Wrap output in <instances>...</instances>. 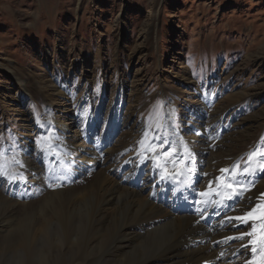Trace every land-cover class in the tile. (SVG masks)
<instances>
[{
    "label": "rangeland",
    "instance_id": "1",
    "mask_svg": "<svg viewBox=\"0 0 264 264\" xmlns=\"http://www.w3.org/2000/svg\"><path fill=\"white\" fill-rule=\"evenodd\" d=\"M41 83L56 84L59 94L40 92ZM119 99L127 121L121 120L124 129L110 139L119 147L131 134L132 155L141 151V140L155 145L156 138L161 145L166 135L165 143H171L164 128L168 109L181 129L187 114L209 100L192 119L195 126L181 133L200 139L204 125L215 129L213 119L227 118L219 136L211 129L198 140L195 156L205 162L201 171L208 172L196 185L216 199L231 193L226 184L234 165H240L239 172L264 165V0H0V162H8L7 169L0 165L1 185L14 184L11 172L20 165L13 148L26 135L32 134L29 140L37 145L34 153L48 147L38 130L48 122L49 100L58 113L75 118L71 125L81 135L95 112L96 131H104ZM185 145L176 148L185 154ZM135 162L130 160L131 167ZM227 163L229 171L222 173ZM260 172L261 186L249 185L248 197L241 199L247 207L264 208L257 199L264 171L244 178L253 180ZM138 191L151 196L149 187ZM78 251L47 255L55 264H77L68 259ZM7 254L2 251V260ZM26 258L38 264L36 255L23 253L22 262Z\"/></svg>",
    "mask_w": 264,
    "mask_h": 264
},
{
    "label": "bare ground",
    "instance_id": "2",
    "mask_svg": "<svg viewBox=\"0 0 264 264\" xmlns=\"http://www.w3.org/2000/svg\"><path fill=\"white\" fill-rule=\"evenodd\" d=\"M37 84L40 83L35 85ZM41 84L37 86L40 92L47 94L50 90V93L59 94L56 84ZM120 93H123L121 87ZM120 99L111 109L109 124L104 131H96L99 113L95 112L88 117L90 128L80 131L81 135L75 133L73 124L71 125L75 118L68 113H58L59 109H56L55 104L44 100L47 102L45 119L48 122L41 126L38 133L48 139V147L40 154L37 151L39 155L36 156L37 152L34 153L32 146L35 143L29 140L32 134L26 135L13 148L14 160L20 165L18 171L11 172L12 177H16L12 180L14 184H0V264H33L30 258L25 259L27 262H22V254L26 252L36 255L38 264H55L47 252L57 251L60 255L64 252L75 253L76 250H79V255L73 254L68 262L264 264V238L261 236L264 219L254 221L256 232L251 237L246 235L243 240L228 239L252 231L250 225L253 222L246 226L232 219L242 217L256 207H247L243 204L245 200L242 203L241 199L248 197L247 190L240 193L238 200H228L227 197L232 192L218 199L212 195L201 198L199 190L205 187L200 188L196 182L189 188L194 179H204V175H207L208 168L201 171L203 167L200 164L205 166L204 160H199L195 154L200 149L198 140L201 141L207 131L210 132L213 128L204 125L200 139L185 137L181 132L195 126L192 119L201 114L209 100H203L201 107H195L187 114L188 120L183 122L185 126L181 129L173 123L172 112L166 108L164 128L171 143H164L163 149L170 151L175 148L174 158L183 159V164H177L176 169H183L185 172L191 169L187 178L181 175L171 180L162 179L164 169L156 167V162L148 151L141 148L135 155L130 153L128 139L131 134L126 135L128 139H125L124 145H113L111 135L124 129L121 120L127 121L124 104ZM213 120L211 122L216 126L213 130L219 136L218 132L225 126L223 121L228 120L224 116ZM153 140V147L158 148V139ZM181 143L186 144L191 151L190 159L177 150L176 147ZM35 146L37 148L36 144ZM2 155L3 151L0 150V156ZM132 159L136 161L134 167L130 165ZM229 164L221 169H229ZM0 165L7 169L8 162L1 161ZM166 168L169 173L175 174L176 169L171 162L166 164ZM21 173L24 182H20ZM262 176L263 174L253 181L243 175L239 178L242 185L256 183L259 187ZM43 177L46 182L42 180ZM2 178L0 177V182ZM189 178L191 180L188 186H184ZM83 179H87V183L79 187L78 182ZM3 180L5 181L4 178ZM229 182L234 183L232 175L229 176ZM57 183L61 186L49 187V184ZM148 187L151 189V196L147 198L138 190ZM262 193L264 189L258 193V202L264 201ZM236 208L238 210L234 213ZM245 241L247 247L241 248ZM3 250L8 254L2 260Z\"/></svg>",
    "mask_w": 264,
    "mask_h": 264
},
{
    "label": "snow or ice",
    "instance_id": "3",
    "mask_svg": "<svg viewBox=\"0 0 264 264\" xmlns=\"http://www.w3.org/2000/svg\"><path fill=\"white\" fill-rule=\"evenodd\" d=\"M145 138H147V133H145ZM165 142H166V140H164V139L161 140V145L158 146L159 150H158L157 147H153V145H151L150 143L145 145V140H141L140 144H141V147L145 151H149V152H153L154 153L152 158L156 162V167L163 168L164 172H165V175L162 176V179L175 180L177 176H181V175L184 176L185 178H187L188 174H190V172H191V169H189L187 172H185L183 169H176V165L177 164H183L184 161H183V159L174 158V154L176 153L175 148H171L170 151H165L163 149V144ZM185 147H187V146L185 145ZM252 155H255V153H253ZM252 155H250L249 158H248L249 162L252 160ZM185 156L190 159L191 156H192L191 151H186ZM161 161H163V162H161ZM169 162H171L173 164L174 169H176L175 170V174L168 172V170L166 168V164L169 163ZM239 168H240L239 164L234 165V169L232 171V177H233L234 183H227L226 184V187L232 189V194L228 195V197H227L228 200H232V199L238 200L239 196H240V193L248 189V186L242 185V182H241V180L239 178L240 175H243V176L246 177V176H249V175H255L256 171H264V165H261L259 169H255V170H250L249 168H244L242 173L239 172ZM220 171L222 173H227L229 171V169H221ZM0 175H4V173L0 172ZM11 179L15 180L16 177H12ZM19 179H20V182H24V177H23L22 173L19 175ZM60 186L61 185L58 184V183L55 184V185L49 184V187H52V188L60 187ZM209 187L211 188V182L209 184ZM200 195L201 196H207L208 193L201 192ZM261 196H264V193H262ZM205 203H207V201H205ZM257 208H262V206L258 204V205H256L255 208H253V209L249 210L248 212H246L244 216L232 218V219H236V220L240 221L241 223H243L246 226H249L250 222H253L250 225L252 231L251 232L241 233V235L238 236V237H230L228 239L243 240L246 235L251 237L253 235V233L256 232V226H255L254 221H256L258 219H264V208H262L259 216L256 215V209ZM261 236H262V238H264V229L261 230ZM242 246L243 247H247V245H242ZM253 251L255 252V249H253Z\"/></svg>",
    "mask_w": 264,
    "mask_h": 264
}]
</instances>
